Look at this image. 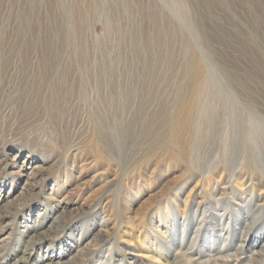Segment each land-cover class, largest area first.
<instances>
[{
	"label": "rangeland",
	"instance_id": "374dc122",
	"mask_svg": "<svg viewBox=\"0 0 264 264\" xmlns=\"http://www.w3.org/2000/svg\"><path fill=\"white\" fill-rule=\"evenodd\" d=\"M0 264H264V0H0Z\"/></svg>",
	"mask_w": 264,
	"mask_h": 264
},
{
	"label": "bare ground",
	"instance_id": "6f19581e",
	"mask_svg": "<svg viewBox=\"0 0 264 264\" xmlns=\"http://www.w3.org/2000/svg\"><path fill=\"white\" fill-rule=\"evenodd\" d=\"M186 48L189 51L190 56L192 57L191 59H192V63H193L194 79L192 80L191 85H189L188 88L186 86L184 89L185 92L187 93V100L177 103V109L174 111L173 115H172V113L169 115H167V114L165 115V117L168 118V120L170 118L175 119L174 125H171V128H172V140L176 143H178V141L181 139H182V141L185 140L186 142L188 140V134L186 135V133H184V132L190 126V119H191L190 110H191V106H192L191 100H192L193 94L195 93V91H196V89H197V87L201 81V71H202L201 66L198 63V61L196 60L195 54L193 53L191 48L189 46H186ZM84 80H86V78L84 76H82L81 81L84 82ZM158 142L159 141H157L156 143H158ZM156 143L154 145H156ZM181 157H182V161H186L187 154L185 152V149H182ZM244 170H245V172L250 171L248 167H245ZM240 185H243V183ZM23 254H29L27 246L25 247V251L23 252ZM23 259H25V257H22L21 261Z\"/></svg>",
	"mask_w": 264,
	"mask_h": 264
}]
</instances>
